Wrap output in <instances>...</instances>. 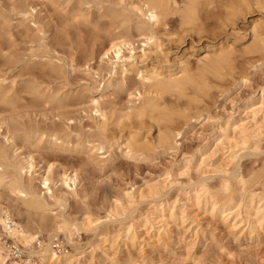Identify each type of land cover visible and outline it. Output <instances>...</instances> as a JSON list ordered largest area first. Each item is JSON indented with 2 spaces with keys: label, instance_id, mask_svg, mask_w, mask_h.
I'll return each mask as SVG.
<instances>
[{
  "label": "rangeland",
  "instance_id": "1",
  "mask_svg": "<svg viewBox=\"0 0 264 264\" xmlns=\"http://www.w3.org/2000/svg\"><path fill=\"white\" fill-rule=\"evenodd\" d=\"M141 1L0 0V14L9 18L15 41L14 46L6 45L0 52L5 88L21 92L37 84L51 95L46 102L23 94L26 104L22 103L18 112L0 105V145L15 162L31 161L32 173L24 180L40 195H46L48 213L25 212L4 190H0V205L7 211L11 206L18 224L35 226L45 221L53 226L55 218L79 224L86 214L98 220L97 232L108 227L113 236H120L104 248L96 233L83 229L74 235L71 246L59 238L55 252L77 250L71 264H264V225L250 234L241 218H236L235 226L232 218L212 217L208 208L198 206L188 196L196 184L221 193L226 183L238 192L240 179L252 183V191L264 194V109L254 127L247 126L251 131L242 134L243 141L257 142L252 148L247 145L234 154L229 148L218 149L210 143L211 135L231 117L236 121L241 118V108L249 99H254L256 108L259 106L264 90V51L253 53L250 49L256 42L255 25L264 39V7H257L253 0L241 5L239 0H222L225 6L202 16L199 27L183 24L174 12L167 19L168 27L156 29L159 43L149 46L145 34L137 29L139 21L133 11ZM177 3L181 9L187 0ZM114 11H125L131 23L113 19ZM115 40L128 43L120 59L114 57L110 62L104 55ZM224 44L233 48V66L237 68H224L217 78L208 74L207 83L202 84L196 67L201 66L206 48L214 46L216 50ZM180 61L190 64L203 90L190 86L187 94H174L177 101L172 103L165 95L169 102L164 105L167 114H163L170 120L159 123L161 127L145 119L141 125L132 123V128L123 117L128 108L139 103L137 91L146 89L142 72L153 66L178 73ZM113 64H117L119 76L112 78L109 72ZM123 65L128 70L125 76L120 74ZM98 109L105 112L106 124ZM13 124L33 132L56 133L60 142L69 139L70 144L57 149L45 138V144L30 145L22 138L23 130L8 142L6 130ZM105 128L113 146L108 143L99 150ZM160 130L169 136L167 143ZM201 159L205 161L200 166ZM187 164L189 168H185ZM45 177L50 180L48 193L42 184ZM162 180L166 183L158 184ZM154 183L163 200L170 204L179 201L178 217L166 215L168 222L161 239L142 225L128 237L124 232L129 218L138 223L151 212L148 202L125 207L120 218L123 227L118 222L105 225L111 221L108 213L114 203ZM46 234L42 238L48 242ZM14 258L21 262L27 255Z\"/></svg>",
  "mask_w": 264,
  "mask_h": 264
},
{
  "label": "bare ground",
  "instance_id": "2",
  "mask_svg": "<svg viewBox=\"0 0 264 264\" xmlns=\"http://www.w3.org/2000/svg\"><path fill=\"white\" fill-rule=\"evenodd\" d=\"M253 1L255 4H257V7L259 5L264 7V0ZM242 3L245 4L247 3V1L239 0V4L241 5ZM177 6V0H142L141 5L133 10L135 15L137 16V21H139L137 29L138 31L143 32L146 36V45H157L158 37L156 36V29L160 27H168L167 25L169 24H167V19L172 13H178L183 24L188 26H196L198 22L202 21V16H206L215 12L217 13V11L221 10L222 7L225 5L224 3H222V0H187V4L184 8L180 9ZM249 10L250 8L248 9V11ZM112 17L113 19H121L124 24L131 23L130 17L125 11H114L112 13ZM8 19L9 18L7 16H3V14H0V52L4 51L6 45L7 47L8 45H15L11 27L7 23ZM197 27L199 26L197 25ZM259 30V26L255 25L253 33L256 38V42L250 49V51L253 53H263L264 51V39L261 38L262 33H260ZM125 42L117 40L113 41L111 44L112 46L106 51L104 56L108 57V60L110 62L114 57L120 59V55L122 54L124 47L128 43ZM215 48L216 47L214 46L207 47L206 56L201 61V66L196 67L198 68L197 74L199 80L202 81V84L205 82L207 83L208 74H211L217 78L221 76V71L224 70V68H237L233 66L232 56L234 50L232 47L224 44L220 45L216 50ZM176 66L179 70L178 73L173 72V69L171 68H156L153 66H151L147 72L145 71V73L141 71L143 75L142 81H144V88L146 89L143 92L137 91V95H135V97L138 98L139 103H135L134 106L128 108V111L123 117L125 118L128 124L131 123V127L133 126L132 123H139L140 125L142 123H145V119L150 120V122L154 124L161 123L163 120L166 119H164L165 113L163 114V112L165 111V103L168 101V99L171 103L177 101V99L173 98L174 94L185 95L188 93V87L193 85L194 88L195 86H197L199 87V90H203L201 88V86L203 85H200L199 80L197 81L195 79L196 75L192 74L194 72H192V67H190V64L188 62L180 61L177 63ZM1 72L2 71L0 68V105H2L5 109L10 110L12 112H16L18 109H20L21 104L25 103L26 99L22 96L23 94L29 97H33L34 99L46 100V102L51 99L50 92L47 91V93H44V91L40 89L39 85L37 84H32L21 92H15L13 90L5 88V79ZM127 72L128 70L125 68V65H123L122 72L120 74L125 76ZM109 73L112 78L115 76L117 77V64H113L111 66ZM208 83L212 82L208 81ZM197 87L194 89L195 91H199L196 90ZM190 88L192 89V87ZM146 94H148L149 97H144V95ZM165 95H169L170 97L167 99ZM253 100V98L249 99L242 106L241 118L238 121H236L234 117H231L223 127L217 129L211 135L210 143H213V145L218 149L229 148V150H232V153L234 154L236 153V150L238 151V149H245L247 145H249V147L247 148H252L253 145L257 144V142H252L249 139L243 141L242 134L251 131L250 128L247 127L248 125L254 127L255 123L258 122V116L264 109V90H262L261 92V96L259 98V106L257 105V108L256 105L253 103ZM97 112L100 113V117L104 118L103 122L105 123V112L101 109H98ZM247 121H249V123H245ZM118 122V125H120V120ZM240 122L242 124H240ZM161 124L159 125L162 127ZM140 127L141 126H139V128ZM129 128L130 127H128V129ZM22 130L25 131L22 138L27 144L30 145L45 144V138H49V143L57 149L64 148L67 142V145L70 144L69 139L60 142L61 138L56 133L49 134L46 132L39 131L33 132L32 130L24 129L23 127L19 128L15 124L8 125L7 127L6 137L8 138V142L10 140H14L15 134ZM125 130L126 128L124 129V131ZM119 132L120 131H118V133ZM163 132L165 131L161 132V136L164 135ZM120 133L119 135H121ZM102 136L103 139L99 145V150H104L105 145L109 143L107 128L103 129ZM163 138L164 137H161L162 141L165 140ZM130 139L135 141L134 137H131ZM167 139L168 140L163 142L167 143V141H169V136ZM109 144L111 147L113 146L111 145V143ZM138 148L137 150H140ZM128 149L132 150L129 145ZM256 149H258V146ZM201 160L202 163L199 164L200 166L204 163L205 159ZM185 168H189V165L187 164ZM32 169L33 165L31 161L27 160L22 162H15L12 156L7 152L6 148L0 145V190L7 191L9 194L13 195L16 198V202L21 203V205L25 209V212H28L29 214L36 213L45 215L48 213V205L45 201L46 195H40L35 189H33L30 183L24 180L27 174L31 175ZM169 177L170 176L168 175L167 179ZM30 178L31 177H29L27 180H29ZM255 179H257V176ZM165 181L162 180L158 184L166 183ZM73 182L75 183V181ZM42 184L46 189L47 193L50 192V180L47 177L42 179ZM251 184L240 179V188L238 192H234L233 189H231L230 187L231 184L229 185L225 183L221 187V193H213L207 185L196 184L191 187L192 190L190 191V195L188 196L194 202H196L198 206L200 205L204 208H208V212L212 217L220 216L223 217V219L226 221L232 218V221L235 220V226L238 222L236 218H241L240 222L244 223L247 228V231L251 234L252 232H255L256 229H262L264 225V194H258L252 191V186H250ZM156 186L157 183L151 185L147 184L146 188L143 190L138 189L136 192L134 191L133 193L126 194L125 199L119 204L117 202L114 203L108 213V218L111 221L105 223V225L110 226L109 224H114L118 222L123 227L124 222L121 221L120 218L124 216V208L129 207L128 205L132 204L133 202H148L149 205H152V207L149 209V211L151 212L149 214L146 213L147 215H143L138 223L135 222L134 218L131 219L128 217L131 221L128 223L129 225L124 230V232L128 237L130 235V232H133L135 228H138L139 225H142V227L145 228L146 231H150V234H153L155 238L161 239L163 233L166 231L165 227L168 222L166 220V215L170 219H176L178 217V211L176 212V210H179V208L176 204L179 201L177 200L174 203L170 204L168 201L163 200L162 198L164 196L162 197L160 189L156 188ZM10 207L7 211L3 206L0 205V226L3 230V236L8 238L7 241H3L0 237V264H71L75 258V253L77 250L73 247V253L64 252L62 254H58L54 251L55 241H59V238H61L63 239L64 243H67L71 246L74 235H76L79 230L82 229L86 230L87 232L96 233V236L100 237V245L102 246V248L106 247L108 243H114V240L120 237L118 234L113 236L112 231L108 227H106L101 232H97V230L99 229V225H96L98 220H94L90 215L86 214L82 215L83 218L79 224H71L65 219H62L61 221H56V218L55 224H53V226H50L45 221H42L40 224L35 226L30 224H18L14 220V212ZM156 220H158V222ZM44 232L47 233L46 235L48 236V242L43 241L44 239L42 238V234ZM10 239L13 241H11ZM13 247H15L17 253H14L12 249ZM104 252H107V250H104ZM23 254L27 255L26 260L21 262L15 260L14 257H22L23 259Z\"/></svg>",
  "mask_w": 264,
  "mask_h": 264
},
{
  "label": "built area",
  "instance_id": "3",
  "mask_svg": "<svg viewBox=\"0 0 264 264\" xmlns=\"http://www.w3.org/2000/svg\"><path fill=\"white\" fill-rule=\"evenodd\" d=\"M0 237H1V239L3 241H5V240L7 241L8 240V238H6L5 236H3V230L1 228V226H0ZM12 249H13L14 253H17V250L15 249V247H13Z\"/></svg>",
  "mask_w": 264,
  "mask_h": 264
}]
</instances>
